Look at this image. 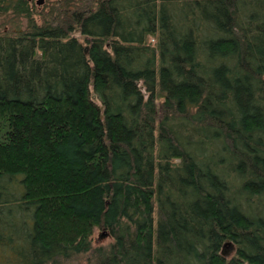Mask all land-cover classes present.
I'll return each instance as SVG.
<instances>
[{
  "label": "trees",
  "instance_id": "obj_1",
  "mask_svg": "<svg viewBox=\"0 0 264 264\" xmlns=\"http://www.w3.org/2000/svg\"><path fill=\"white\" fill-rule=\"evenodd\" d=\"M0 264H264V0H0Z\"/></svg>",
  "mask_w": 264,
  "mask_h": 264
},
{
  "label": "rangeland",
  "instance_id": "obj_2",
  "mask_svg": "<svg viewBox=\"0 0 264 264\" xmlns=\"http://www.w3.org/2000/svg\"><path fill=\"white\" fill-rule=\"evenodd\" d=\"M39 1H41V3H38ZM49 1H54V0H33V2L35 3V5L37 7H42L44 4L48 3ZM25 24V20L22 19V27ZM104 232L101 231L99 229H94L93 231V235H92V243L94 246L97 245H106L108 243H110L112 241V238L110 236H105V237H101L100 234ZM227 249H231V247H226Z\"/></svg>",
  "mask_w": 264,
  "mask_h": 264
},
{
  "label": "water",
  "instance_id": "obj_3",
  "mask_svg": "<svg viewBox=\"0 0 264 264\" xmlns=\"http://www.w3.org/2000/svg\"><path fill=\"white\" fill-rule=\"evenodd\" d=\"M38 3H41V1H39ZM100 236H101V237H105V236H107V234H106V232H102V233L100 234Z\"/></svg>",
  "mask_w": 264,
  "mask_h": 264
}]
</instances>
